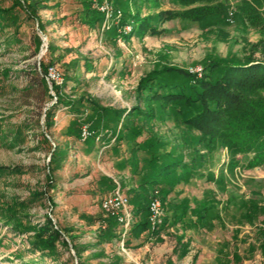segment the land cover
<instances>
[{
    "label": "rangeland",
    "instance_id": "obj_1",
    "mask_svg": "<svg viewBox=\"0 0 264 264\" xmlns=\"http://www.w3.org/2000/svg\"><path fill=\"white\" fill-rule=\"evenodd\" d=\"M240 1L227 0L229 10ZM181 9L177 0H0V264H264V165L212 154L159 107L143 135L157 134L175 167L142 185L150 167L131 133L142 125L132 116L140 81L176 69L195 82L208 61L242 58L260 37L225 14L155 19L158 34L134 33L140 17ZM117 192L125 226L103 207ZM153 198L159 219L148 226ZM45 226L60 233L53 248L40 246Z\"/></svg>",
    "mask_w": 264,
    "mask_h": 264
},
{
    "label": "trees",
    "instance_id": "obj_2",
    "mask_svg": "<svg viewBox=\"0 0 264 264\" xmlns=\"http://www.w3.org/2000/svg\"><path fill=\"white\" fill-rule=\"evenodd\" d=\"M177 1L184 9L162 11L156 17H140L134 24V33L140 37L146 33L158 34L155 19L159 23L178 19L201 23L225 14L226 20L230 7L227 0ZM263 7L264 0H241L234 10L235 17L238 15L245 25L260 33L259 39L249 45V54L235 59H211L204 66L208 73L195 82H192L194 77L190 73L176 69H166L168 74H150L140 81L138 94L143 107L136 108L132 116L139 117L142 125L138 129H131V133L135 139H141L140 149L147 155L146 165L150 167L143 186L157 184L165 173H173L175 167L174 162L169 161L173 154L165 151L158 135L154 132L147 138L143 135L147 122L154 119L159 107L171 108L189 129L197 131L199 136L196 141L212 154L219 152V149H226L234 165L237 157L247 167L264 165ZM40 72L44 74L40 83L46 84L48 66L41 64ZM51 83L57 92L59 85L53 80ZM121 112H115L111 118L119 117ZM81 135L80 129L79 137ZM49 180L47 188L52 184L51 178ZM150 202L147 207L148 226ZM108 218L119 223L112 214ZM38 233L40 237L46 236L40 243L43 248H53L60 236L58 231L47 226L38 229Z\"/></svg>",
    "mask_w": 264,
    "mask_h": 264
},
{
    "label": "built area",
    "instance_id": "obj_3",
    "mask_svg": "<svg viewBox=\"0 0 264 264\" xmlns=\"http://www.w3.org/2000/svg\"><path fill=\"white\" fill-rule=\"evenodd\" d=\"M226 21L228 23H234V21H235L234 10L231 9L228 11ZM51 76H52V74H50V72H49L48 78L50 79ZM82 136L84 138H87L86 130L82 132ZM103 207L105 208V210L109 214L116 216L118 218L119 222H121L124 226L127 225L128 219H129V213L127 211L128 210L127 209V199L125 197H123L122 195H120L117 192L115 195L110 196V197L105 199V201L103 202ZM149 209H150L151 224L153 226H155L158 222L159 213H160V202L157 198H154L150 202ZM119 210L122 211V216H120Z\"/></svg>",
    "mask_w": 264,
    "mask_h": 264
},
{
    "label": "water",
    "instance_id": "obj_4",
    "mask_svg": "<svg viewBox=\"0 0 264 264\" xmlns=\"http://www.w3.org/2000/svg\"><path fill=\"white\" fill-rule=\"evenodd\" d=\"M51 88V87H50Z\"/></svg>",
    "mask_w": 264,
    "mask_h": 264
}]
</instances>
